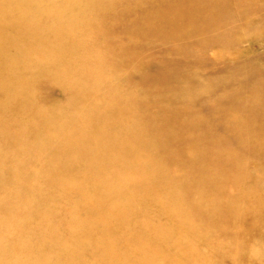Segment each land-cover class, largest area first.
Listing matches in <instances>:
<instances>
[{"label": "rangeland", "instance_id": "374dc122", "mask_svg": "<svg viewBox=\"0 0 264 264\" xmlns=\"http://www.w3.org/2000/svg\"><path fill=\"white\" fill-rule=\"evenodd\" d=\"M0 264H264V0L0 5Z\"/></svg>", "mask_w": 264, "mask_h": 264}, {"label": "bare ground", "instance_id": "6f19581e", "mask_svg": "<svg viewBox=\"0 0 264 264\" xmlns=\"http://www.w3.org/2000/svg\"><path fill=\"white\" fill-rule=\"evenodd\" d=\"M8 1H10V0H0V5H3V4H5L6 2H8ZM107 2V1H106ZM109 2V1H108ZM24 3V2H23ZM96 3V2H95ZM97 4V3H96ZM105 5V3H102V5ZM116 8H118V7H116ZM190 8V7H189ZM57 9H58V7H57ZM100 9V8H99ZM128 13V12H127ZM31 24V23H30ZM24 27V26H23ZM69 38H70V36H69ZM86 43V42H85ZM215 104V103H214ZM224 109V108H223ZM222 109V110H223ZM68 110V109H67ZM70 111V110H69ZM73 113V112H72ZM68 114V113H67ZM69 116H71L70 114H68ZM73 115V114H72ZM73 117V116H72ZM69 119V118H68ZM70 119H72V118H70ZM75 121V120H74ZM24 249V248H23Z\"/></svg>", "mask_w": 264, "mask_h": 264}]
</instances>
